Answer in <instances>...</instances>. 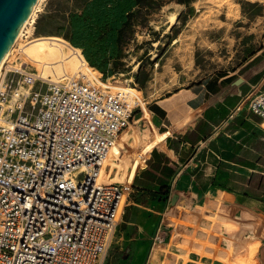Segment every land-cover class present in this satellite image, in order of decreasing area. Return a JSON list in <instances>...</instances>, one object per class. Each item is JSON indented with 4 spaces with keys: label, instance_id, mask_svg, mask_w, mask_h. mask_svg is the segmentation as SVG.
<instances>
[{
    "label": "rangeland",
    "instance_id": "rangeland-1",
    "mask_svg": "<svg viewBox=\"0 0 264 264\" xmlns=\"http://www.w3.org/2000/svg\"><path fill=\"white\" fill-rule=\"evenodd\" d=\"M152 2L138 10L134 0H41L33 39L19 42L7 59L11 66L26 63L22 66L41 67L45 72L75 70L80 58L65 56L66 41L111 88L137 94L144 101L143 110L137 109L119 134L118 146L105 166L104 182L125 183L126 192L128 170L156 131L148 102L208 79L227 76L221 84L226 86L264 61V0H193L190 5L176 0ZM129 12L134 16L118 35ZM261 92L264 65L230 91L228 103H219L212 121L223 110L238 111L197 153L180 146L182 128L172 133L168 144L172 153L166 159L180 153L185 162L171 166L175 175L165 179L167 191L162 184L140 189L137 177L148 169L147 162L138 169L103 264H264L263 221L240 241L239 236L233 239L248 215L240 204L237 219L223 215L221 245L214 242L202 247L193 239L173 240L171 233L161 231L162 227L173 230L176 221L184 232L186 224H198L199 209L190 199L203 198L208 190L215 196L224 193L253 201L264 211V123L259 120L260 126L249 109L251 99ZM208 118L195 119L197 131L209 130ZM195 131L186 138L194 140ZM169 206L175 217L182 216L170 222ZM234 247L240 248L241 256L233 255Z\"/></svg>",
    "mask_w": 264,
    "mask_h": 264
},
{
    "label": "built area",
    "instance_id": "built-area-1",
    "mask_svg": "<svg viewBox=\"0 0 264 264\" xmlns=\"http://www.w3.org/2000/svg\"><path fill=\"white\" fill-rule=\"evenodd\" d=\"M38 11L14 49L33 39ZM64 53L80 58L77 69L0 70V264H103L138 169L164 149L138 154L127 192L101 180L115 138L144 101L111 88L66 41ZM249 109L264 123V92Z\"/></svg>",
    "mask_w": 264,
    "mask_h": 264
},
{
    "label": "crops",
    "instance_id": "crops-1",
    "mask_svg": "<svg viewBox=\"0 0 264 264\" xmlns=\"http://www.w3.org/2000/svg\"><path fill=\"white\" fill-rule=\"evenodd\" d=\"M262 65H264V61L257 67L252 69L251 72L246 74L244 78L249 76L252 72H255ZM226 78L227 76L219 77L217 79H208L195 85L193 84L183 88H176L169 95L159 97L151 102H148L149 116L152 119L153 128L156 131H154L152 139L144 147V152L150 150L154 146L162 147L164 149H155L154 151L164 157L165 161H167L168 166H180L185 162L180 156V153H178L173 158H170V161H168L166 157L169 155V153H172L168 149V144L170 142V139L172 138V133H175L177 129L179 130L181 128L182 132L178 134V138L181 140L180 146L184 148H193L196 153L199 152L201 147L205 149V145L215 137L217 132H219L220 129L228 122V119L233 117V115L238 111L235 110V112H233L232 109H230L229 111L223 110L217 116L218 118L212 121V119H214L212 118V113L215 112V109H217V107H219V103L223 100L228 103L231 99L230 91L238 84H240V82L244 79L243 77H241L237 80L232 81L226 86H222L221 84ZM232 112L233 115L229 116ZM201 115H207L209 116L208 119H211L207 121L209 130L205 133H202L200 129L199 131L196 130L195 123L197 122V120L195 121V119H200ZM255 119L259 124V120L256 117ZM192 121H194V123H191ZM194 131L196 133V138L192 141L188 140L186 136H188L190 133H193ZM121 135H119V137H121ZM119 137L116 141L117 144L115 143V146L112 149L118 146ZM112 149L109 155L111 154ZM109 155L107 158V162L109 159ZM113 156H115V154H113ZM149 157H151V154ZM111 166H113V163ZM134 168L135 167H133L131 172L127 174V180L125 181L126 183H130V179L132 176L129 175H133ZM104 177L105 169L102 178L103 181ZM214 196L215 195L208 190L205 197L201 198L200 196H196L194 197L195 199H190L196 205L195 207H198L197 209H199V211L196 213V220L200 221L198 224L197 221L190 225L186 224L187 228L184 232V230L180 227L181 222L176 221V223H173V230L168 231L162 227L161 231H167L171 233V238L173 240L193 239L202 247L204 245L211 247V244L214 242H217V244L219 245H221L222 243L220 226L223 215L228 213L231 214L233 218L237 219L240 216L238 207L239 204L245 207L244 209L247 211L248 215L246 217L245 223L243 224L242 230L238 232L237 235L235 233L233 239H236V236H239L240 241L242 239V235H247L249 233V229H253L254 231L257 229L258 221L264 222V211L259 204L253 201L244 202L243 200H240V198L236 199V197H232L224 193H220L219 195L215 196L216 198ZM225 201H228L231 204L227 206L225 205ZM169 210L170 222L172 219L176 218L177 220L182 216L178 213L175 217V213L173 209L170 208V206ZM210 218L213 220L212 222L208 221ZM195 225L196 227H194ZM239 249V247H234L232 249L234 256H236L237 254L240 255ZM230 250L231 248L229 247V251ZM165 254L171 256V251H166Z\"/></svg>",
    "mask_w": 264,
    "mask_h": 264
},
{
    "label": "trees",
    "instance_id": "trees-1",
    "mask_svg": "<svg viewBox=\"0 0 264 264\" xmlns=\"http://www.w3.org/2000/svg\"><path fill=\"white\" fill-rule=\"evenodd\" d=\"M178 3L184 5H190L193 0H176ZM152 0H134L135 6L138 10L145 9L152 4ZM134 16L133 12H129L126 14L125 22L123 26L117 31L118 35L122 32V29L128 25L132 17ZM118 39V37H117ZM92 66V65H91ZM148 169L141 172V174L137 177L139 181L140 189H148L153 188L156 185H160V187H164L163 191L168 190V183L165 179H170L175 175V170L167 165V161H165L164 157L154 150L151 153V157L147 161Z\"/></svg>",
    "mask_w": 264,
    "mask_h": 264
},
{
    "label": "water",
    "instance_id": "water-1",
    "mask_svg": "<svg viewBox=\"0 0 264 264\" xmlns=\"http://www.w3.org/2000/svg\"><path fill=\"white\" fill-rule=\"evenodd\" d=\"M35 0H0V63Z\"/></svg>",
    "mask_w": 264,
    "mask_h": 264
},
{
    "label": "bare ground",
    "instance_id": "bare-ground-1",
    "mask_svg": "<svg viewBox=\"0 0 264 264\" xmlns=\"http://www.w3.org/2000/svg\"><path fill=\"white\" fill-rule=\"evenodd\" d=\"M40 2H41V0H35L34 4H33V6H32V9H31V11H30V13L28 14L27 18L25 19V21L23 22V24H22L21 27L19 28V30H18V32H17V35L15 36V38H14V40H13V42H12L10 48L8 49V51H7V53L5 54V56L3 57V59H2V61H1V63H0V70L2 69L3 65H4L5 63H7V59H8V57L11 55V53H12V51H13V48H14L15 44H16V43L18 42V40H19L20 34H21V32H22V29L24 28L26 22H27L31 17L34 16V12L37 10L38 5H39ZM174 20H175V17L172 16L171 19H170L171 25L174 23ZM20 51L22 52V50H20ZM52 52H53V51L51 50V53H52ZM24 64H26V63H20V64H18V65H19V66H22V65H24ZM8 65L11 66L10 64H8ZM11 67H18V66L15 65V66H11ZM46 72H49V71H46ZM125 92H128V91H125ZM128 93H129V92H128ZM118 136H119V135H118ZM118 136L115 138L114 143H113L112 147H111L110 150H109V153H110L111 149L115 146V143H116V141H117ZM108 155H109V154H108ZM107 158H108V156H107ZM107 158H106V160L104 161V165H103V169H102L101 180H102V178H103V173H104L105 165H106V162H107ZM80 172H82V170L77 171L75 174H79Z\"/></svg>",
    "mask_w": 264,
    "mask_h": 264
}]
</instances>
